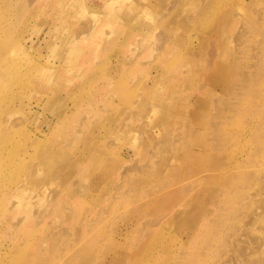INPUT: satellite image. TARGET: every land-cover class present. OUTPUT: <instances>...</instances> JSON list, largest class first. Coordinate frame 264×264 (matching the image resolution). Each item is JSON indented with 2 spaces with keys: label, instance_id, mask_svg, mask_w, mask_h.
Listing matches in <instances>:
<instances>
[{
  "label": "rangeland",
  "instance_id": "obj_1",
  "mask_svg": "<svg viewBox=\"0 0 264 264\" xmlns=\"http://www.w3.org/2000/svg\"><path fill=\"white\" fill-rule=\"evenodd\" d=\"M110 1L0 0V264H220L264 222V0Z\"/></svg>",
  "mask_w": 264,
  "mask_h": 264
},
{
  "label": "bare ground",
  "instance_id": "obj_2",
  "mask_svg": "<svg viewBox=\"0 0 264 264\" xmlns=\"http://www.w3.org/2000/svg\"><path fill=\"white\" fill-rule=\"evenodd\" d=\"M117 1L111 0L110 3H116ZM196 128L195 131L197 130ZM218 213L219 215L216 218L220 220L222 217L221 210ZM246 218H248V215L243 220L245 226L242 229L237 226L235 227L236 231L230 234L231 236L226 235L223 238L218 255L221 260L220 264H264V222L254 226ZM231 237L235 238L231 239Z\"/></svg>",
  "mask_w": 264,
  "mask_h": 264
}]
</instances>
